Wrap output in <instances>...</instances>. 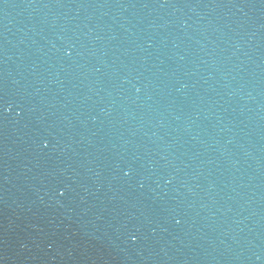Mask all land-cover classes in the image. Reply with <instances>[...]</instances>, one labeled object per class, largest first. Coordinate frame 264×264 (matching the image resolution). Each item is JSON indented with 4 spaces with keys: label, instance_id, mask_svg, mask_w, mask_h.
I'll return each mask as SVG.
<instances>
[{
    "label": "water",
    "instance_id": "95a60500",
    "mask_svg": "<svg viewBox=\"0 0 264 264\" xmlns=\"http://www.w3.org/2000/svg\"><path fill=\"white\" fill-rule=\"evenodd\" d=\"M0 264H264V0H0Z\"/></svg>",
    "mask_w": 264,
    "mask_h": 264
}]
</instances>
